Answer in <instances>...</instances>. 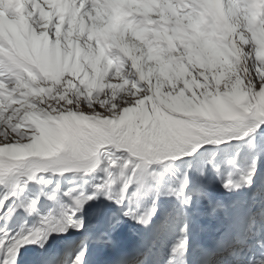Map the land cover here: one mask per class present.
Wrapping results in <instances>:
<instances>
[{"label":"rangeland","instance_id":"obj_1","mask_svg":"<svg viewBox=\"0 0 264 264\" xmlns=\"http://www.w3.org/2000/svg\"><path fill=\"white\" fill-rule=\"evenodd\" d=\"M189 1L188 26L194 23L192 5L202 17L195 35L183 33L177 48L148 54L152 72L142 77L132 71L123 49L116 57L100 58L78 56L70 46L69 60L43 74L34 66L6 67L1 59L0 95L10 105H0L6 104L0 107V172L22 165L27 176L41 174L36 187L22 184L14 204L31 214V221L55 209L72 225L91 226L94 217L87 221V214L106 197V217L114 214L120 230L124 219L134 218L131 203L142 206V194L159 196L162 188L195 197L200 196L195 187L209 198L259 195L264 7L228 0L233 10L227 21L213 0ZM208 1L217 17L205 10ZM173 29L162 34L171 44L179 40ZM214 36L221 40L212 42ZM22 221L5 224L17 226L8 234L18 233ZM86 238L82 234L72 242L78 252L67 264H76Z\"/></svg>","mask_w":264,"mask_h":264},{"label":"bare ground","instance_id":"obj_2","mask_svg":"<svg viewBox=\"0 0 264 264\" xmlns=\"http://www.w3.org/2000/svg\"><path fill=\"white\" fill-rule=\"evenodd\" d=\"M1 1L0 56L9 58L16 67L34 66L39 71H48L57 65L65 64L70 58L67 53L70 46L73 54L78 51V56L84 52L85 55H99L100 58H105L106 55L115 56L117 52L122 53L120 49H123L129 54L128 63L134 68H131L132 71L142 77L145 72H152L151 67L146 65L148 54L153 51V54L157 56V53H161V50L165 48H177V45L182 42V34L190 32L195 35L194 28H198L197 22L202 19L200 8L197 10L192 5L194 15L191 18L194 19V23L188 26L191 21L189 0H122L129 7L127 11L129 18L119 26L113 24L112 17L118 11L116 4L121 0H69L73 5V10L70 12L71 19L56 18L57 14L66 11L54 10V0L50 2L40 0L38 7L33 8L28 17L21 18L7 9ZM252 1L253 7H257L258 10L264 7V0ZM213 2L217 5V9L221 10V14L227 16L228 21L233 6L228 0H213ZM206 3L204 8L207 13L217 17L214 12L209 11L212 9L209 1ZM135 14L139 15L138 19L134 16ZM105 28H107L106 32H104ZM173 28L179 36L177 42L173 41L175 44H171V41L162 37L164 32L173 31ZM157 31H159L158 34H156ZM202 33L203 31L201 35ZM121 39H126L125 43H122ZM117 42L120 44L118 45ZM123 54L126 56L125 53ZM1 103L10 105L9 101L5 100L4 94L0 95V105ZM6 104L2 106L6 108ZM41 221L35 228H31L30 233L23 234L19 238L28 243L21 245L19 255H8V258L18 257L17 264L27 258L33 262L35 256H29L30 250L36 248L38 254L45 252L48 246L51 250H57L58 239L67 236L74 238L75 233L82 228L78 223L70 224L66 214L57 210L43 215ZM211 221L215 220L211 219ZM53 229L59 232L55 233ZM107 248L111 246L108 245ZM24 250H26L25 253H23ZM2 258H5V255H2Z\"/></svg>","mask_w":264,"mask_h":264},{"label":"snow or ice","instance_id":"obj_3","mask_svg":"<svg viewBox=\"0 0 264 264\" xmlns=\"http://www.w3.org/2000/svg\"><path fill=\"white\" fill-rule=\"evenodd\" d=\"M243 179V177H241ZM5 206V205H4ZM31 208V205L28 206ZM4 211V208H3ZM12 210L10 207L7 208L6 212H11ZM22 233H18L16 236H13L11 238L8 237V233L5 231L2 235H0V248L4 249L5 252V258L3 260H0V264H9L8 255H19V249L21 248V245H25L28 243H25L24 240L19 239L18 237ZM35 235H38V233H35ZM186 242H181L179 245H177V248L174 249V251H179L183 248L184 244ZM42 247V246H40ZM84 253H81L80 256L77 257V264H80V261L83 257ZM11 264H15V261L13 260ZM255 264H264V257L258 258V260H255Z\"/></svg>","mask_w":264,"mask_h":264}]
</instances>
